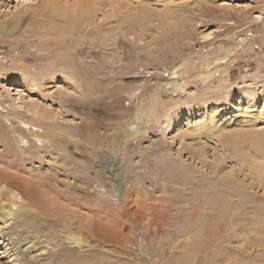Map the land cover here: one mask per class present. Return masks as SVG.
I'll list each match as a JSON object with an SVG mask.
<instances>
[{
  "label": "rangeland",
  "instance_id": "obj_1",
  "mask_svg": "<svg viewBox=\"0 0 264 264\" xmlns=\"http://www.w3.org/2000/svg\"><path fill=\"white\" fill-rule=\"evenodd\" d=\"M43 3L0 0V24L26 12L0 27V228L22 207L0 264H264L243 136L264 134V0H122L63 38L31 28Z\"/></svg>",
  "mask_w": 264,
  "mask_h": 264
},
{
  "label": "bare ground",
  "instance_id": "obj_2",
  "mask_svg": "<svg viewBox=\"0 0 264 264\" xmlns=\"http://www.w3.org/2000/svg\"><path fill=\"white\" fill-rule=\"evenodd\" d=\"M108 3H109L110 8H112V10L109 13H107L108 14V15H106L107 18L108 17L109 18L110 17H118L120 15V8H121V10L125 8L124 4L122 3V0H65L64 3L62 0H44L43 5L39 4V5H35V6L31 7V9H33L32 10L33 12H32V16H31V21H29V22L32 23L31 28H34V30L35 29L41 30L43 27L54 28V30L56 29L59 32V35H57V36L60 38H63V37L70 35L71 33H74L77 31L84 32L86 29L88 30V28L95 27L96 21L98 19V17L96 16V13H95L96 10H98L97 8H99L101 10L103 7H106L108 5ZM131 5H134V3H131ZM118 7H120V8H118ZM144 9H146V8H144ZM170 13H168V10L165 11L166 17H161V23H163V24L168 23V26H170L172 24L171 19H170ZM11 14H12L11 15L12 18L9 21L5 20L0 24V27H2V29L5 28L7 25H11L12 30H15L16 27H18L20 25V23L23 21V16L26 14V12L17 11V13L15 12V13H11ZM51 14H56L55 16L53 15L55 18L57 16V17L61 18L62 20H64L65 22L60 21L61 23H64V24L62 26H60V24H58L59 22L57 23V21L55 22V20L49 18ZM146 15L148 16V13ZM131 16L132 15H129V17H131ZM56 30H55V32H56ZM58 37H57V39H58ZM234 103L235 102H229L228 104H225V108H224V114L225 115H222V114L220 115L219 121L216 120V121H218V123H224L225 120H228V122H226L224 124H227L230 126V124H228V123L234 117L240 115V111L238 109V106H236ZM245 104L253 107L258 103L253 99H246L245 96L242 95V99L240 101V107H243ZM216 124L217 123L213 122L210 125L211 130H212L211 131L212 134L220 133L221 131L223 133L224 132L223 129L226 128L225 127L226 125L223 126V128L221 130H216L215 129ZM199 129L201 130L200 127H199ZM223 135L220 138V140H223V138H224ZM234 135H236V134H232L231 137H233ZM243 136L246 140V144H249L251 147L264 148V134L259 135L257 132H254V131H246L245 134H243ZM249 141H250V143H249ZM258 154L259 153H256V158L251 160V168H255V166H257L255 168L256 173H257L256 176L258 177L259 180H261V176H264V159H261L260 156H258ZM253 164H255V166ZM229 176L233 177V174H230ZM0 180H2V179H0ZM262 181H264V180H262ZM24 183L25 182H23V184ZM260 183H261V181H260ZM0 185H1V190L7 189V186L3 183V180H2V182L0 181ZM263 186H264V184H263ZM16 194H19L17 189L10 190V194L7 195L10 197L9 201H11L12 197H16ZM2 205H3V209H4V211H2L3 212L2 219H3V227L4 228H0V249H2V251L4 252L3 255L6 256L5 253H7L9 258L15 257L16 258L15 262H16L19 260V259L17 260V256L20 255L21 252H16L15 255L10 256V253H11L10 248H7L8 245L6 244L7 245L6 246L3 243L5 241H7L11 235H13L12 231H11L13 228L12 226L14 224H17V222H15V221H18L17 217H18V214L20 215V213H21L20 210L22 207L19 205H16V204H11V203L5 204V202H2ZM6 230L8 232H5ZM10 232H11V234L8 235ZM13 233L15 234L14 236H16V239L20 237L21 232L14 231ZM29 244H30L29 241L25 242L22 248L24 250L28 249L30 251V253L32 254L31 256L33 258L40 257V256H38V252L43 253L47 249L45 246H41L38 250L33 251L34 248L32 246L28 247ZM24 260L25 259L21 258V261L24 262ZM42 261H43V259H42ZM44 261H46V260H44ZM48 264H49V262H48Z\"/></svg>",
  "mask_w": 264,
  "mask_h": 264
}]
</instances>
